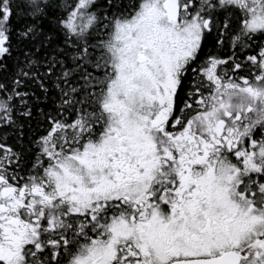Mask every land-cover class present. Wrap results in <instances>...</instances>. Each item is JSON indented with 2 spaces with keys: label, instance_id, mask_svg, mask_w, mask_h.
Instances as JSON below:
<instances>
[{
  "label": "snow or ice",
  "instance_id": "obj_1",
  "mask_svg": "<svg viewBox=\"0 0 264 264\" xmlns=\"http://www.w3.org/2000/svg\"><path fill=\"white\" fill-rule=\"evenodd\" d=\"M0 264H264V0H0Z\"/></svg>",
  "mask_w": 264,
  "mask_h": 264
}]
</instances>
